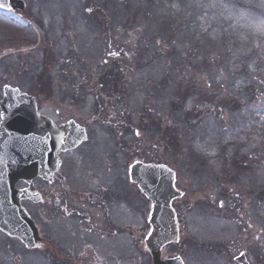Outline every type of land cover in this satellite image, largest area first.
<instances>
[{
	"label": "rangeland",
	"instance_id": "1",
	"mask_svg": "<svg viewBox=\"0 0 264 264\" xmlns=\"http://www.w3.org/2000/svg\"><path fill=\"white\" fill-rule=\"evenodd\" d=\"M23 1L29 6L23 19L0 11V87L17 78L16 74L42 67L43 60L47 67H53L55 61L61 67L67 65L64 70L75 77L87 74V69L98 63L104 65L105 60H109L107 72L109 68L124 70L125 92L119 98L123 105L115 106L118 119L130 129L121 136L129 164L134 159L131 148L138 131L141 150L145 153V147L153 148L146 162L165 160L187 185V194L194 196L192 205L204 213L202 219L206 213L213 214L207 220L209 227L195 216L181 220L187 239L181 247H170L168 254L184 251L191 264H235L234 258L245 249L250 264H264V0H111L105 9L103 0ZM83 4L91 11L102 8L94 25L90 16H83ZM51 20L55 27H51ZM39 22L47 30V40ZM36 44H41L38 50L27 51ZM16 51L22 53L5 57ZM112 54L117 57L110 60ZM27 55L39 58L27 59ZM191 63L194 70L190 68L187 73L189 92L202 89L212 97L211 103L205 105L204 97L197 100L192 94L185 105L176 108L171 103L172 85L182 73V64ZM51 71L45 78L47 83L57 80L59 72ZM108 82L103 84L104 90L96 89V97L80 93L75 103L69 98L73 117L85 123L91 114L85 105L114 106L118 92L110 95ZM159 83L165 86L163 91ZM198 106L213 114L192 117L187 123L185 115ZM113 111L105 114L109 122L115 120ZM128 114L136 115L133 124L127 120ZM218 117L222 128H216L214 120ZM154 119L164 120L165 127L173 126L180 138L179 148L164 150L159 145L155 151ZM140 122L147 124L142 130L136 125ZM101 125L109 127L101 122L92 138L112 137ZM109 146L114 152L115 145ZM226 153L231 161L239 159L236 163L240 162L242 169L248 166L245 172L239 174L229 163V171L224 175L220 171L219 176L218 159ZM192 158L197 166L206 163L207 170L194 173L188 161ZM229 209L237 212L244 224L245 242L242 238L232 240L227 227ZM201 242L202 253L192 262L195 258L190 255L199 253L193 245Z\"/></svg>",
	"mask_w": 264,
	"mask_h": 264
},
{
	"label": "flooded vegetation",
	"instance_id": "2",
	"mask_svg": "<svg viewBox=\"0 0 264 264\" xmlns=\"http://www.w3.org/2000/svg\"><path fill=\"white\" fill-rule=\"evenodd\" d=\"M56 76L57 80L50 82L53 88L48 98L41 95V83L34 74H22L6 85L33 97L38 112L58 127L75 120L85 127L88 138L77 150L61 155L59 175L51 183L36 178L30 184L18 182L9 195L0 194V206L16 191L35 195L36 202L25 199L21 206L39 233L35 248L29 250L19 240L0 232V264H152L145 249L151 203L131 182L129 154L121 152L119 137L92 138L98 124H111L103 118L112 109L113 127L119 128L117 108L85 105L91 114L85 123L81 122L72 115L74 106L67 104L79 76L65 70ZM82 79L97 80L98 85L101 77L99 73H90ZM113 144L117 145L113 147L116 151L111 152L109 145ZM133 145L136 150V144ZM185 196L178 205L181 216L189 214ZM170 256L168 250H163L162 259Z\"/></svg>",
	"mask_w": 264,
	"mask_h": 264
},
{
	"label": "water",
	"instance_id": "3",
	"mask_svg": "<svg viewBox=\"0 0 264 264\" xmlns=\"http://www.w3.org/2000/svg\"><path fill=\"white\" fill-rule=\"evenodd\" d=\"M13 4V0H0L2 5L0 9L9 11L14 7ZM17 5L19 9L24 8L23 3H17ZM25 99L27 97L21 96L18 91L6 88L4 100L1 103L3 113L10 114L15 109H19ZM21 112V110L16 112L20 113L16 120H7L5 127L3 126L0 131V161L3 162L0 175L5 186L13 185L17 180L29 181L36 176L48 179L50 168L60 165L59 158H56L57 153L65 151L67 146L73 148L85 139V135L78 134L80 129L77 126L70 125L63 128L64 132L59 131L60 134L57 137L52 136L47 139L43 136L35 147L29 148L28 145L23 144V136L19 134H27L29 130L23 123L28 119L20 116ZM25 113L31 114L30 110ZM31 127L33 128L32 125ZM131 176L153 202L150 220L153 232L148 238L147 246L155 257L156 263L159 264L160 249L177 240V222L172 209V201L179 197L175 189V174L166 166L137 163L131 168ZM8 220L9 222L0 216V228L3 231L10 235H17L26 244L36 239L37 231L23 211L16 209V214L8 216ZM238 261L243 262V257ZM245 264H247L246 260Z\"/></svg>",
	"mask_w": 264,
	"mask_h": 264
},
{
	"label": "snow or ice",
	"instance_id": "4",
	"mask_svg": "<svg viewBox=\"0 0 264 264\" xmlns=\"http://www.w3.org/2000/svg\"><path fill=\"white\" fill-rule=\"evenodd\" d=\"M0 6H2V5H0ZM89 11H91L90 9H89ZM137 135H139V132H137ZM139 163V162H138ZM169 171H171L170 169H169Z\"/></svg>",
	"mask_w": 264,
	"mask_h": 264
},
{
	"label": "trees",
	"instance_id": "5",
	"mask_svg": "<svg viewBox=\"0 0 264 264\" xmlns=\"http://www.w3.org/2000/svg\"><path fill=\"white\" fill-rule=\"evenodd\" d=\"M260 197H262V196H260Z\"/></svg>",
	"mask_w": 264,
	"mask_h": 264
}]
</instances>
